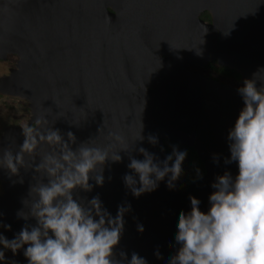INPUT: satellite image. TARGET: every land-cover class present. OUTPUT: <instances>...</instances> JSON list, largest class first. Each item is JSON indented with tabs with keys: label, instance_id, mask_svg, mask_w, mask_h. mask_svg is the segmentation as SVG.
Returning a JSON list of instances; mask_svg holds the SVG:
<instances>
[{
	"label": "water",
	"instance_id": "95a60500",
	"mask_svg": "<svg viewBox=\"0 0 264 264\" xmlns=\"http://www.w3.org/2000/svg\"><path fill=\"white\" fill-rule=\"evenodd\" d=\"M204 11L210 23L201 17ZM167 47L168 57L146 63ZM9 54L18 60L0 76V95L28 100V122L46 113L55 127L73 131L77 142L95 136V143H105L109 129L119 130L130 151L137 144L160 158L168 154L160 150L165 139L197 152L205 174L186 188L180 176L173 190L162 181L155 191L132 196L121 179L130 171L128 155L121 153L122 162L105 166L104 185L85 194L99 193L113 215L118 204L130 201L133 211L125 217L120 247L162 264L174 251L168 241L179 210L190 207L189 194L207 208L210 183L225 170L227 131L242 106L236 88L186 66L216 60L237 70L241 80L264 67V0H0V59ZM150 72L155 80L148 79ZM258 76L264 79V70ZM142 123L145 140L136 142ZM20 126H5L0 148L17 147ZM149 134L159 137V145L148 143ZM213 153L222 154L219 166L212 163ZM227 167L236 171L235 164ZM21 175L24 183H13L19 178L0 170V212L12 224L5 231L9 238L24 223L15 213L23 207L31 174L21 170ZM157 246L161 259L153 254ZM14 259L25 261L22 254Z\"/></svg>",
	"mask_w": 264,
	"mask_h": 264
},
{
	"label": "clouds",
	"instance_id": "9594fccd",
	"mask_svg": "<svg viewBox=\"0 0 264 264\" xmlns=\"http://www.w3.org/2000/svg\"><path fill=\"white\" fill-rule=\"evenodd\" d=\"M262 70L237 86L242 106L227 131L225 170L210 183L206 209L200 197L189 194L190 207L179 210L168 241L174 251L162 264H264V79L258 76ZM55 123L46 113L35 115L20 126L23 139L14 150L0 148V170L19 178L13 183H24L21 170L31 174L23 207L15 213L24 223L12 238L5 235L13 230L12 224L0 212V264H150L138 252L129 255L120 247L125 217L133 211L131 202L118 204L113 215L99 193L85 194L104 185L105 166L122 162L121 153L128 155L130 170L121 179L132 196L151 193L162 181L173 190L184 170L186 149L173 144L164 158L137 144L130 151L126 137L112 129L105 143H95V136L77 142L73 131L64 132ZM143 128L142 123L136 142L145 140ZM147 141L153 147L160 143L152 134ZM160 150L164 151L162 145ZM221 155L212 154L214 165H220ZM233 164L235 172L227 167ZM194 172V180L203 179L199 167ZM136 228L145 230L142 223ZM20 254L24 262L14 259ZM153 254L161 259L160 246Z\"/></svg>",
	"mask_w": 264,
	"mask_h": 264
},
{
	"label": "rangeland",
	"instance_id": "374dc122",
	"mask_svg": "<svg viewBox=\"0 0 264 264\" xmlns=\"http://www.w3.org/2000/svg\"><path fill=\"white\" fill-rule=\"evenodd\" d=\"M17 60L18 56L15 54H9L6 59H0V76L8 74L10 68L15 67ZM196 68L202 70L204 73L208 72L206 69L200 67ZM229 81L232 83L231 80ZM30 114L28 100L0 95V136L3 133L5 126L11 123L21 125L27 123ZM3 192L4 190L0 183V195H2Z\"/></svg>",
	"mask_w": 264,
	"mask_h": 264
},
{
	"label": "flooded vegetation",
	"instance_id": "af4514ba",
	"mask_svg": "<svg viewBox=\"0 0 264 264\" xmlns=\"http://www.w3.org/2000/svg\"><path fill=\"white\" fill-rule=\"evenodd\" d=\"M205 13H207L209 15V17H207V18L204 17ZM201 17L204 19V21H206L208 23H210L212 21L211 14H210L209 11L202 12ZM126 35H128V33ZM130 45L131 44L128 43V47L129 48H130ZM134 45L135 44L132 43V47L135 48ZM129 50H134V49L130 48ZM135 50L140 51L139 49H135ZM170 50H171V47H167L165 49V51L162 50V51L159 52V54H157V57H155L156 60H155V58L149 59V60L146 61V63L147 64H151V63L154 64V62L158 61V58L165 59L166 57H168V53H170ZM157 51L158 50H152V51H150V53H156ZM196 67H200V68L206 69L208 72L204 73V72H202V70H199ZM220 67H225V65L219 64L216 60L209 61L206 65H190L189 64V65L186 66V68L189 69V70H198L203 75H205V76H207L209 78H213V79H215V80H217V81H219V82H221L223 84L230 85L231 87L237 89L238 84H240L242 82L240 73L236 70L239 73V77H235L234 75H231V74H228V73L220 71L219 70ZM226 67H228V66H226ZM228 68H230V67H228ZM230 69H233V68H230ZM150 70H151V68H149V71ZM233 70H235V69H233ZM146 71H147V69H146ZM150 73L153 76H151V75L148 76V79L151 78L152 80H155L157 78V75L156 74H152L153 72H150ZM146 76L147 75H145L144 77L146 78ZM229 80H231L232 83Z\"/></svg>",
	"mask_w": 264,
	"mask_h": 264
},
{
	"label": "trees",
	"instance_id": "16d2710c",
	"mask_svg": "<svg viewBox=\"0 0 264 264\" xmlns=\"http://www.w3.org/2000/svg\"><path fill=\"white\" fill-rule=\"evenodd\" d=\"M204 17L207 18L209 17V15L205 13ZM219 70L222 72L234 75L235 77H239V73L236 70L230 69L226 66L220 67ZM173 144L186 149L184 170L181 173V178H182L181 187L186 188L190 182L195 181L193 179L195 175V172H194L195 167H199L204 174H205V168L197 152L190 146L180 144L170 139H165L164 149L166 150L167 153L171 152V145Z\"/></svg>",
	"mask_w": 264,
	"mask_h": 264
}]
</instances>
